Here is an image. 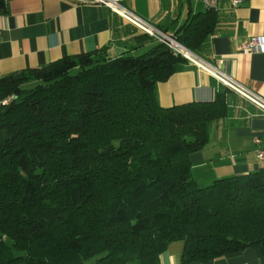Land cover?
<instances>
[{
	"label": "trees",
	"instance_id": "trees-1",
	"mask_svg": "<svg viewBox=\"0 0 264 264\" xmlns=\"http://www.w3.org/2000/svg\"><path fill=\"white\" fill-rule=\"evenodd\" d=\"M217 22L207 10L176 37L200 55ZM137 42L151 46L0 78V102L14 97L0 106V264H160L176 241L182 264L264 257V171L206 187L192 176L231 91L162 107L156 85L189 61L148 35Z\"/></svg>",
	"mask_w": 264,
	"mask_h": 264
},
{
	"label": "crops",
	"instance_id": "crops-1",
	"mask_svg": "<svg viewBox=\"0 0 264 264\" xmlns=\"http://www.w3.org/2000/svg\"><path fill=\"white\" fill-rule=\"evenodd\" d=\"M0 78L46 66L66 57L104 48L111 57L137 55L150 48L139 44L143 32L110 9L81 0H0ZM144 1V0H141ZM162 9H135L123 5L169 35H178L195 15L207 9H177L176 0ZM200 2V1H199ZM169 5V6H168ZM132 6V7H131ZM169 8V9H168ZM218 22L200 50V58L213 71H220L249 91L264 98V52L242 53L253 37L264 38V0H243L233 8L221 0ZM144 35V34H143ZM145 42V41H144ZM229 89L210 72L188 62L167 81L156 85L158 103L164 108L193 102H212ZM228 94L229 114L209 128L208 144L191 155L193 179L202 187L215 180L264 171V114L233 92ZM254 140H259L258 145ZM185 243L176 241L160 256V264H182ZM192 264H264L254 250L210 262Z\"/></svg>",
	"mask_w": 264,
	"mask_h": 264
},
{
	"label": "built area",
	"instance_id": "built-area-1",
	"mask_svg": "<svg viewBox=\"0 0 264 264\" xmlns=\"http://www.w3.org/2000/svg\"><path fill=\"white\" fill-rule=\"evenodd\" d=\"M83 2L91 4H99L108 9L113 13L120 16L123 20L128 22L133 27L137 28L139 31H142L150 36H158L159 42L169 48L174 55L180 56L188 60L190 63L198 65L201 69L210 72L214 77H216L223 85L231 89L233 92L241 96L247 102L256 106L262 114H264V98L256 95L255 93L249 91L243 87L238 82L232 80L226 74L220 71H213L210 69V65L200 58L197 54L190 51L183 44H181L175 35H169L162 32L155 26H153L149 21L141 18L136 13L128 10L123 5V0H81ZM204 4L207 10L209 11H218L221 0H198ZM229 4L235 8L239 6L243 0H228ZM242 53L249 54L253 52H264V38L262 37H253L247 43H245L241 48ZM14 97H10L3 101V104H8L9 101H13ZM259 140H254V144L258 145ZM259 158L264 157V152L257 150Z\"/></svg>",
	"mask_w": 264,
	"mask_h": 264
},
{
	"label": "rangeland",
	"instance_id": "rangeland-1",
	"mask_svg": "<svg viewBox=\"0 0 264 264\" xmlns=\"http://www.w3.org/2000/svg\"><path fill=\"white\" fill-rule=\"evenodd\" d=\"M127 1H128L129 4L131 3V5L133 6V7L132 6L131 7L135 9V4H136L135 0H127ZM176 2H177V9H188V3H189L188 0H176ZM190 2H191V6L193 7V9H204L202 2H199L198 0H190ZM162 3L163 2L160 3L157 0H144V1L140 0V2L138 3V6H139L140 9H142V8H144V9H162L165 6V5L163 6ZM143 34L144 35H148L149 37H152L155 42H157V43L159 42L158 36H154L153 37V36H150L149 34H146L144 32H143ZM141 54L142 53H138L135 56H139ZM11 102L12 101H9L8 104H6V105H4L3 102H0V106H7ZM7 242L10 243L11 240L7 239Z\"/></svg>",
	"mask_w": 264,
	"mask_h": 264
},
{
	"label": "water",
	"instance_id": "water-1",
	"mask_svg": "<svg viewBox=\"0 0 264 264\" xmlns=\"http://www.w3.org/2000/svg\"><path fill=\"white\" fill-rule=\"evenodd\" d=\"M4 6L3 2L0 1V8H2Z\"/></svg>",
	"mask_w": 264,
	"mask_h": 264
}]
</instances>
